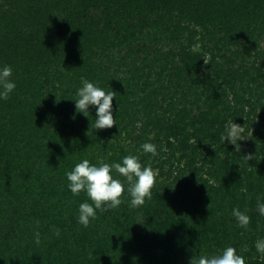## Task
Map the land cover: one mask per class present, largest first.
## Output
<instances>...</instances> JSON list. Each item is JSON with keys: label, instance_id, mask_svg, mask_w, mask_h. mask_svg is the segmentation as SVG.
<instances>
[{"label": "trees", "instance_id": "1", "mask_svg": "<svg viewBox=\"0 0 264 264\" xmlns=\"http://www.w3.org/2000/svg\"><path fill=\"white\" fill-rule=\"evenodd\" d=\"M4 66L16 88L0 98V264H190L248 238L237 254L264 264V0H0ZM82 77L115 92L112 128L95 129V106L77 112ZM229 121L253 128L239 151L221 142ZM163 147L186 162L151 199L131 207L113 170L123 202L78 223L93 202L67 172L127 155L147 166Z\"/></svg>", "mask_w": 264, "mask_h": 264}, {"label": "clouds", "instance_id": "2", "mask_svg": "<svg viewBox=\"0 0 264 264\" xmlns=\"http://www.w3.org/2000/svg\"><path fill=\"white\" fill-rule=\"evenodd\" d=\"M205 64L207 60L204 59ZM13 75L10 66H4L0 69V98L7 100L10 93L16 88V84L11 80ZM82 87L77 91V99L75 101L76 110L87 116L89 106H95L96 119L95 129L112 128L116 123L112 114L113 98L115 92H105L102 88L89 82L85 78H81ZM221 142L230 141L236 151L240 150L238 141L248 139L245 135L244 125H238L233 121H229L226 125V134H222ZM142 149L145 153H151L153 156L157 154L156 146L153 143H144ZM246 159H253L252 155H245ZM123 176L128 182V192L131 196L130 206L133 208L144 205L146 198L151 199V189L156 184L158 171L153 170L150 165L142 166L135 155H127L122 158V163H100L99 166L91 165L89 160L84 159L75 165L74 169L66 173L69 181L68 187L73 195H79L81 191H86L87 196L93 202L80 204L78 223L87 228L90 220L96 218V210L105 211L115 209L123 202L121 197L125 192V186L119 179H114L112 172ZM207 179V177L205 176ZM209 183H214L209 179ZM246 191V189H244ZM209 207V205H208ZM257 210L260 215L264 216V203H257ZM232 215L236 218L238 226L246 228L250 223V217L238 208L232 210ZM36 243L40 242V233L35 232ZM55 235L59 236V230ZM257 251L264 255V239L258 240L255 245ZM190 264H245L243 256L238 255L234 247H226L222 254L216 256L200 255L196 259H192Z\"/></svg>", "mask_w": 264, "mask_h": 264}, {"label": "rangeland", "instance_id": "3", "mask_svg": "<svg viewBox=\"0 0 264 264\" xmlns=\"http://www.w3.org/2000/svg\"><path fill=\"white\" fill-rule=\"evenodd\" d=\"M200 46V43H199V41H197V43L196 44H194L193 45V48H198ZM257 120H260L259 118H257ZM240 122L241 121H239L238 123H236V124H238V125H241L240 124ZM137 124H138V127H141V125H142V123L141 122H137ZM241 126H243V125H241ZM244 127H245V125H244ZM253 130V128H251L250 129V131H248V132H246L245 131V135H247V136H249V135H251V134H253L252 131ZM138 133V131H136L135 133H134V136H136V134ZM154 135L152 134L151 135V137H153ZM123 141H124V144L125 145H128L129 143H132L131 142V140L130 139H126V133H123ZM132 138H133V136H132ZM243 141V140H242ZM163 151H166L168 154H166V155H162L161 156V158H160V160H158V161H152V162H147V161H144V164L146 165L147 164V166L148 165H150L151 167H152V169L153 170H156V171H158V175H157V179L159 180V181H164V180H166V179H168V177H169V175H170V173H169V170L170 169H172V175H171V177H173V176H175L176 174H177V171H176V167L178 166V164L179 165H183V164H185V160L183 159L182 161H178V159L176 158L177 156H179L180 155V153H178V154H176V157H171V156H169V151H168V149H166V147H163V149H162ZM160 152V151H159ZM158 152V154H160ZM161 155V154H160ZM103 157L101 156V159H102ZM139 161L141 160V158H139L138 159ZM200 176H202V175H200ZM204 177L206 176V175H203ZM207 177V176H206ZM209 177V176H208ZM255 236H256V242L258 241V240H260V237H261V235L260 234H255ZM245 240V242H243L242 243V245L240 244V243H231L230 244V246L231 247H234L235 249H236V251H240V253L241 254H248V252L249 251H251V244H252V239L251 238H248V239H244ZM236 244V245H235ZM255 254H257L256 252H254V255Z\"/></svg>", "mask_w": 264, "mask_h": 264}]
</instances>
